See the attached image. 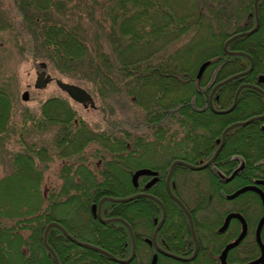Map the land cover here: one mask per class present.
Instances as JSON below:
<instances>
[{
	"label": "trees",
	"instance_id": "obj_1",
	"mask_svg": "<svg viewBox=\"0 0 264 264\" xmlns=\"http://www.w3.org/2000/svg\"><path fill=\"white\" fill-rule=\"evenodd\" d=\"M12 3L11 11L0 17V29L7 28L15 33L16 46L23 55L38 64L40 71L45 69L51 75L49 68L59 76L89 82L104 110L140 106L143 116L135 123L125 118H109L105 120L108 122L104 127L95 130L79 116L69 96L48 98L41 104L39 117L24 108V123L30 121L39 130L55 127L56 153L71 164L62 168L64 188L48 196L49 206L42 208L41 214L38 213L39 206L33 209L16 201L8 204V198L17 197L7 190V176L4 177L0 181V233L14 231L20 225L32 234L43 233L46 222L51 218L45 213L56 203L75 200L85 202L89 207L91 202H97L105 195L116 198L131 196L137 191L132 176L142 166L133 164L130 158L141 153L145 141L184 143L185 150L195 153L199 130L210 132L208 135L212 137L220 136L228 123L264 113V95L251 87L241 89L236 108L227 114L209 111V103L203 100H208V94L197 93V68L206 59H213L206 74L216 78V82L247 70L250 58L254 61L253 71L230 79L219 88L220 96L214 100V105L230 107L242 83H256L264 89V83L260 81L261 75L264 76V25H260V30L254 34L233 42L235 49L245 52V55H228L223 48L227 36H224L222 26L243 30L245 26L239 27V22L242 18L251 21L249 11L253 0H12ZM259 5L263 24L264 0H260ZM214 25L219 26L216 33ZM214 33L216 37L220 36V43L215 44L213 50L211 43L204 45L205 53L200 54L199 41L211 42ZM208 48L210 50L206 51ZM41 63L46 66L42 67ZM11 81L8 77L0 83V146L18 132L13 123L15 94ZM146 85L149 88L153 85L154 93L144 102L142 97ZM198 104L205 107L202 116L207 115L206 120H213L216 124L212 132L204 124H198V112L195 110ZM263 121L254 120L248 125L237 126L227 134L225 150L228 156L237 151L244 154L249 178L256 174L264 179V169H260L264 168L261 163L264 159ZM92 146L97 147L94 153L104 160L99 172L89 165L88 151ZM50 152L46 146L36 149L27 144L23 150L14 153L13 158L17 162L31 161L32 169L25 173L27 179L33 176L43 179L38 163L47 161ZM255 164L259 166L255 167ZM162 173L161 181L152 187L151 192L165 203L168 218H182L183 213L172 202L164 186L167 169ZM147 176L139 177V187L144 186ZM31 191L34 193L29 195L32 198L38 194L35 188ZM248 195L250 214L242 203L235 205L234 210L257 220L258 213L252 214L255 208L251 194L244 197ZM29 196H25L27 202ZM64 196L67 198L63 199ZM145 201L149 204L140 205V208L148 209L152 219L159 218L161 206L151 198ZM130 203L133 201L115 203L106 200L104 205L112 208L113 214L130 222ZM5 217L17 221L7 226L1 220ZM117 223L121 225L122 247L129 254L131 240L128 229L121 222ZM249 250L244 260L258 254L254 239L249 243ZM138 262L133 260L128 264ZM157 264H219V261L205 255H198L191 262L160 256Z\"/></svg>",
	"mask_w": 264,
	"mask_h": 264
},
{
	"label": "flooded vegetation",
	"instance_id": "obj_2",
	"mask_svg": "<svg viewBox=\"0 0 264 264\" xmlns=\"http://www.w3.org/2000/svg\"><path fill=\"white\" fill-rule=\"evenodd\" d=\"M255 1L253 0L252 3V13L254 15V19L251 20L249 25V29L243 30H251L256 26L257 23V16H256V9H255ZM258 19H259V27H260V0H258ZM251 15V13L249 14ZM249 24V23H248ZM246 23L245 26H248ZM258 27V28H259ZM238 38V37H237ZM236 38V39H237ZM226 44V41L224 45ZM230 46V43L228 44ZM224 47V46H223ZM225 50V49H224ZM226 51V50H225ZM210 65V64H209ZM208 65V66H209ZM199 88L197 93L199 95L208 94V103L209 109L213 113L217 114H227V113H218L217 111L213 110L211 107L210 100L213 102L217 100L220 96L219 88L224 85L221 84L215 89V86L222 82L223 80L217 81L216 78H212L205 74V71L202 73L200 77ZM244 84V83H242ZM240 84V85H242ZM263 89V88H262ZM262 94H264V90H259ZM235 96V95H234ZM215 98V99H214ZM205 101V99L203 98ZM201 103V99L199 100ZM214 108H216L214 106ZM205 107L201 104H198L195 107V110L198 112L199 121L198 124H204L205 128H209V131L216 124L214 121H207V115H203L202 113ZM212 109V110H211ZM218 110H224L226 108H222L218 106L216 108ZM264 114V113H263ZM228 123L225 128L230 125ZM202 126V127H203ZM201 128V127H200ZM222 130L220 136L212 137L210 132L205 130L207 135H204V130H199L198 133V146L197 151L195 152L193 161L189 160L185 155H178L174 156L167 161V167H148L154 170V174L151 176H147L145 180L144 186L139 187L138 184L135 185L137 191L134 194H153L151 189L154 185L159 183L163 177L162 171L166 168L167 174H165V189L168 193V196L176 205H178V209L183 213L184 217L177 218V217H169L168 218V211L165 203L162 199L156 196L161 203L155 200L161 206V216L159 218L152 219L150 212L148 209L140 208V205L149 204L145 201L148 196L139 195L132 201L135 205L131 207L130 210V222H128L125 218L123 221L120 220H113L110 222L102 221L99 216L98 212L100 211L102 217L104 219L108 218H118L120 216L113 214V209L108 208L104 205L106 200L115 202L112 199H105L100 206L99 209V202L100 200L109 195L102 196L99 201L91 202L90 206L88 207L85 202H78L76 207H73V212L80 220H82L83 224H90L92 229L95 231L96 240H90L85 235V230L79 224H77L72 219H64L59 217L57 212L52 211L58 205V203L51 205L49 210L46 211V216H52L49 221L46 222L45 228L51 222H56L58 225H53L47 235L45 242V228L43 233L41 234H32L31 232H22L19 233L16 231H9L0 233V264H128L122 263L116 260L114 257L118 259H127L130 257L133 248V242L135 243V261L140 258V253L144 249V246H149L151 249V256L150 260L146 263L149 264L155 254H157V261L160 256H165L167 258H172L181 262H191L192 260H181L166 253L160 251L158 247L161 249L179 255L181 257H190L195 252V257L198 255H205L206 257H214L216 260L218 259L219 264L220 259L219 256L226 247L228 243L235 240L238 235L240 234L243 224L241 220L237 218H233L230 220L227 228L225 230H221L225 222L226 216L233 211H238L231 209L230 211L227 210L223 213L222 217L219 218L216 212V208L213 207L214 200L218 198V200L230 201V202H238L240 198L246 195L251 194L254 204L259 205L260 209L258 211V219L252 222V220L246 214L242 213L246 222H247V235L243 241L236 247L229 250L227 255V261L230 264H243L249 260L242 259L240 261H236V263H232V258L230 257L235 253L237 249L246 245V250H249V244L247 245V239L249 236L253 237L256 242L258 248V254L254 258H257L261 253L260 247L256 241V228L261 216L264 213V204L262 201L261 196L256 191H247L238 195L233 199H229L227 196L238 190L239 188L245 185L257 184L263 191H264V184L259 183V181L264 180L259 175H252V178L246 174L247 170V163L244 158V154L239 153L238 151L230 154L228 156L225 147H226V139L227 134L229 131L226 132L224 141H223V131ZM203 129V128H202ZM261 129L264 131V123L261 124ZM237 141H240L237 139ZM220 147L218 154L216 155L214 161L210 163L208 166L198 169H192L186 167L182 164H177L174 167L171 179H170V187L172 192L179 198V200L183 203L184 207H182L169 193L167 188V176L170 171V167L175 160L181 159L186 162L193 164L194 166H202L207 163L215 154L216 150ZM264 149V146H263ZM260 163V162H259ZM264 164V159L261 161ZM259 166V164H255V167ZM185 168L189 170H196L202 172L203 174L195 181L194 188V203L190 204L183 200L178 191V184H177V168ZM161 169V170H160ZM260 169H264L261 167ZM243 183V184H242ZM64 186H61L63 189ZM60 189V190H61ZM73 189V188H72ZM204 194V195H202ZM133 195V194H132ZM250 195L245 197L244 201L242 202L243 206L250 213ZM110 197V196H109ZM112 197V196H111ZM215 198V199H214ZM258 198V199H257ZM153 199V198H151ZM143 200V201H141ZM154 200V199H153ZM258 200V201H257ZM258 203V204H257ZM239 204V202L237 203ZM94 205V206H93ZM94 207V208H93ZM47 208V207H46ZM165 211V218L162 223L160 221L163 218ZM179 212V211H178ZM39 214L42 213L40 209ZM84 215L81 216V215ZM88 215V218L86 217ZM85 219V221H84ZM117 222H121L124 226L128 229V233L131 240V251L128 254L125 249H123L121 244L120 232H121V225ZM158 227V228H157ZM157 229L156 233V244L153 240L155 230ZM263 231L264 226L261 231L262 239L263 238ZM253 235V236H252ZM84 243H89L97 248H93L86 244H81L76 240ZM143 241L144 244L140 245V241ZM105 242V243H104ZM127 245V243L125 244ZM197 247V250H196ZM245 247V246H244ZM127 248V247H126ZM101 249V250H100ZM105 252L109 253H105ZM245 250V251H246ZM91 251V253H89ZM91 258L89 259V256ZM238 255V254H237ZM113 256V257H112ZM234 256V255H233ZM251 260V259H250Z\"/></svg>",
	"mask_w": 264,
	"mask_h": 264
},
{
	"label": "rangeland",
	"instance_id": "obj_3",
	"mask_svg": "<svg viewBox=\"0 0 264 264\" xmlns=\"http://www.w3.org/2000/svg\"><path fill=\"white\" fill-rule=\"evenodd\" d=\"M12 6H13L12 0H0V17L2 18V15L4 12L11 11ZM251 12H252V9L251 11H249V13ZM12 13L14 14L15 12L12 11ZM262 14L264 15V13ZM250 17H252L251 20L254 19L253 13H251ZM263 19H264V16H263ZM246 22L247 24L249 23L248 26H245ZM250 23L251 21L249 19L242 18L240 19L239 27L245 26L243 30L249 29ZM260 25L262 26L264 25V23L262 24L261 18H260ZM215 28H216L215 30V33H216L217 31H219L217 29L219 28V26L218 27L215 26ZM222 28H223L222 31L224 33V36H227L225 37L226 42L231 37H233L235 34L243 32V30L237 31L236 27L234 26L232 27L222 26ZM260 28L261 27H259L257 31L260 30ZM205 31L206 29H204V32ZM215 33H214V36L211 38L212 40L211 42L206 41L207 43H203V40L199 41V43L201 44V46L199 47L200 54L205 53L204 45L211 43L213 45V48H212L213 50L215 47V44L220 43V36L216 37ZM252 34H249V35H252ZM241 37H244V36H240L238 38H241ZM235 39H232L229 41V43H231L232 46L231 45L228 46L229 44L228 43L227 49L229 51L243 52V51L235 49L236 47H234V44H233ZM182 42L183 40L180 41V43ZM223 43L225 42L223 41ZM223 48L225 49V45ZM209 50L210 49L208 48L206 51H209ZM225 52L228 55H243L241 53L230 54L227 51ZM207 60H213V59H206L204 61H207ZM212 64L213 63L211 61L210 65L205 69V74L207 73V69ZM250 66H251V61H250L249 68ZM253 69H254V61H253ZM48 72L51 74L50 77L51 76L52 77L50 78V81L47 83V85H45L44 87H36L35 85L37 83L38 75L40 73L38 64H36V62H34L31 58L23 55L20 52L18 46H16L15 33L12 30L7 29V28L0 29V83L3 80H6L8 77L10 80H12L11 81V85L13 88L12 91L15 94L13 123L15 124L16 129H18V132L13 133L10 136V138L7 140L6 144H3L2 146H0V181L4 179V177L7 176L6 177L7 181H6L5 186L6 187L8 186L7 190H9L10 193H13L14 196L17 197L16 199L8 198V204L10 202L16 201L18 202V204H21L23 206L27 204L33 209H37V207L39 206V210L42 208L46 209L47 205L49 206L48 196H50L51 193L60 192L61 186L63 185V182H64V178L61 175V173H63L62 168L64 165H70L71 163L69 162L67 163L65 159L63 160L62 158L58 157L56 153L57 151L55 150V147H54L55 127H52L50 129H45V130L44 129L39 130V128L36 126L34 127L30 121L24 123V117L22 114V111L24 110V108L27 107L29 110L33 111L37 117H39L41 104L44 101H46L48 98H50L53 95L69 96L67 92L58 85L56 80L60 79L64 83L75 84V85L81 86L91 94L92 99H93L92 104L89 102L87 105H84L82 104V102L73 100L71 98L69 100L71 104L78 110L79 116L82 119H84V121L86 122L88 126L92 127L95 130H99L100 126L104 127V125H106V123L108 122V121L106 122L105 120H109V118H112L115 120H120V119L125 118L126 120L130 119L131 123H135V121L138 118L143 116V108L140 106L138 107L133 106L131 108H126V109L116 108L114 110L112 109L104 110L101 100L96 95V93L93 92L92 86L89 82L78 81L68 76H59L57 75L56 72L52 71V69H49V68H48ZM262 76L263 75H261V77ZM197 81L199 84L200 80L198 78H197ZM252 85L258 86L256 83ZM147 86L148 85H146V88L143 91L142 101L144 102L147 101L148 98L154 93V86L151 85V88ZM259 89L264 90L261 87H259ZM25 91L29 92V98L27 100H24L22 98V95ZM133 100H135V98H133ZM205 102L208 104L207 100H205ZM214 106L218 108V106L216 105ZM247 119H243V120H247ZM262 123H264V121ZM32 126L34 128H32ZM21 134H23L24 136H21ZM149 140H153V138H149ZM145 142L142 144L143 149L141 153L137 156H133V158H130L133 164L142 166L143 169L148 168V167H153V166L159 167V168L167 167L166 166L167 161L177 155H185L191 161H193L194 159L195 153L189 152L190 150H185L184 143L173 144L172 142L171 143L166 142L165 144H158V141L155 139L154 141H145ZM27 144H30V145L32 144V146L36 149H39L42 146H46L47 148H50L51 150V152L48 155L49 159L42 163L41 162L38 163V168L40 169L39 171H42L43 179L38 178L36 176L35 177L33 176V178L31 179L29 178L27 179V177L25 176L26 175L25 173L32 169L31 161L25 159L24 161L21 160V162H17L16 159L13 158L14 157L13 154L23 150ZM96 148H97L96 146L95 147L92 146L91 149L88 151L90 153L89 165L94 171L99 172L101 167L104 165V160L102 159V157L94 153V150ZM86 155L88 159L89 154L87 153ZM80 171L82 173V170ZM176 173H177V184H178L177 192L179 193L180 197L186 202L190 204L194 203L193 195L195 193V188H194L193 183H195V181L203 173L196 171V170H189V169H185L181 167L177 168ZM18 181H20V184H18ZM12 183H15V184H12ZM32 185H34V187H32ZM34 188L35 190H37L38 194L33 196L32 198L29 195L34 194L31 191ZM72 191L73 190L71 189V192ZM25 196L30 197L28 198L29 199L28 202L25 200ZM42 196L45 198V200ZM62 198L64 199L67 197L64 196ZM244 199L245 197L240 199L238 202L241 204L244 201ZM77 203H78L77 201L72 200L64 204H58L57 207L53 209L52 211L57 212L59 217H62L66 220L68 219L74 220L77 224L83 227V229L85 230V235L88 239L96 240L97 237L95 235V231L92 229L90 224H83L82 223L83 221L80 220V218H78V216H76L74 213H72L73 207H76ZM237 203L235 201L230 202V201H224L221 199L218 200V198H216V200H214L213 207L216 208L215 210L217 212V215L219 218H221L224 212H226L227 210L230 211L231 209H234V206L237 205ZM133 205H135L134 202L130 203V206H133ZM253 208L255 209H254V213L252 214L258 213L260 209L259 205H255ZM12 211L16 213L17 209L15 210L12 209ZM81 216L84 217L83 214ZM251 216L254 217L253 215ZM86 217L88 218V215ZM1 220L3 224L7 226H11L13 223H16L17 221L16 219H12V218L7 219V217ZM251 220L253 222L255 219L252 218ZM20 226H18V229L14 231L15 232L17 231L18 233L19 231L28 232V229L24 227L22 228ZM8 233H11V232H8ZM252 239L253 237L251 236L248 237L247 245L252 241ZM139 243L140 245L144 244L142 240ZM244 246L237 249L236 255L234 253L233 254L234 256L233 255L230 256L233 259L232 263H236L237 260L240 261L242 258H243L242 261H244L245 255L249 254L250 251L248 252V250L245 249L246 245ZM89 253H91V251ZM150 256H151L150 247L144 246V249L140 253L138 264H142V263L146 264L150 260ZM135 258L129 261V263L132 262ZM195 258L196 257H194L191 260L194 261Z\"/></svg>",
	"mask_w": 264,
	"mask_h": 264
},
{
	"label": "water",
	"instance_id": "obj_4",
	"mask_svg": "<svg viewBox=\"0 0 264 264\" xmlns=\"http://www.w3.org/2000/svg\"><path fill=\"white\" fill-rule=\"evenodd\" d=\"M258 0L255 1V9H256V16H257V24L256 26L249 30V31H244V32H241V33H238V34H235L233 37H231L229 40H227L226 44H225V50L230 53V54H236V53H241V54H244L243 52H235V51H229L227 49V44L229 43L230 40L232 39H235L239 36H244V35H249V34H252L254 33L255 31H257L258 27H259V21H258V11H257V7H258ZM250 61H251V66L248 70L246 71H243V72H240L238 74H235L233 76H231L230 78L222 81V82H219L216 86H215V89L220 86L221 84H224L225 82L229 81L230 79H233L237 76H240V75H244V74H247L249 72L252 71L253 69V60L250 58ZM210 60H207L205 62H203L199 68V71H198V77H200L202 75V73L204 72V70L206 69V67L210 64ZM41 66L42 67H45L46 64L45 63H41ZM50 75L47 73V71L45 69L41 70L39 75H38V80H37V83H36V87H44L45 85H47V83L50 81ZM58 85L67 92V94L74 100L76 101H79V102H82L84 105H87L89 102L92 104L93 103V99H92V96L91 94L86 90L84 89L83 87L81 86H78V85H75V84H69V83H64L62 82L60 79H57L56 80ZM260 81L261 82H264V76H262L260 78ZM243 86H249L251 88H254V89H257V90H260L258 86L256 85H252V84H243L239 87V89L237 90L236 94H235V97H234V102L233 104L225 109V110H217L214 108L213 106V102L212 100H210V103H211V107L213 110L217 111L218 113H229L230 111H232L236 105H237V102H238V95H239V92L240 90L242 89ZM22 98L24 100H27L29 98V92L28 91H25L22 95ZM258 119H264V114H261V115H256V116H253V117H250L248 118L247 120H239V121H236L232 124H230L229 126H227L225 128V130L223 131V141H224V138H225V135H226V132L237 126V125H247L249 124L250 122L254 121V120H258ZM220 150V147L216 150L214 156L207 162L205 163L204 165L202 166H194L193 164L189 163V162H186L184 160H181V159H178V160H175L171 167H170V171L168 173V176H167V188H168V191L169 193L173 196V198L182 206L184 207L183 203L179 200V198L172 192L171 190V187H170V179H171V176H172V173H173V170H174V167L175 165L177 164H182L186 167H189V168H192V169H198V168H203L205 166H208L210 163H212L216 157V155L218 154ZM154 172L152 170H149V169H138L134 172L133 176H132V180H133V183L134 185H137L138 184V178L142 175H153ZM259 183H262L264 184V180H261L259 181ZM256 191L257 193H259V195L261 196L262 198V201H263V204H264V191L257 185V184H251V185H245L241 188H239L238 190H236L235 192H233L232 194L228 195L227 197L229 199H233L235 197H237L238 195L242 194V193H245L247 191ZM139 195H144V196H148L150 198H153L154 200H157L158 202L161 203V200H159L156 196L152 195V194H147V193H143V194H133L131 196H128V197H125V198H114V197H109V196H105L103 197L100 202H99V209H100V206L101 204L103 203V201L105 199H112L114 201H119V202H125V201H131L133 199H135L137 196ZM94 206V205H93ZM94 208V207H93ZM98 216L99 218L104 221V222H110V221H113V220H120V221H123L124 222V219L121 218V217H118V218H108V219H104L100 213V211L98 212ZM165 218V211H164V215H163V218L162 220L160 221V223L163 222ZM233 218H237L239 220H241L242 224H243V228L240 232V234L238 235V237L231 241L230 243H228L226 245V247L224 248V250L222 251V253L220 254L219 256V259H220V263L221 264H230L228 263L227 261V255H228V252L230 249L236 247L237 245H239L241 243V241H243V239L246 237L247 235V222L244 218V216L242 215V213L238 212V211H233V212H230L226 218H225V222L223 224V226L221 227V230H225L230 222L231 219ZM53 225H58L60 226L58 223L56 222H51L47 225V227L45 228V231H44V234H45V242H47L46 240V235L49 231V229L53 226ZM264 226V213L263 215L261 216L259 222H258V225H257V228H256V233H255V236H256V241H257V244L259 245L260 247V250H261V253L260 255L253 259V260H250V261H247L243 264H264V241L262 239V235H261V231H262V228ZM158 228V227H157ZM156 233H157V229L155 230V233H154V237H153V240L156 244ZM76 240V239H74ZM77 242L81 243V244H86V245H89L93 248H97L99 249L97 246H94L92 244H89V243H84V242H80L78 240H76ZM158 249L164 253H166L167 255H170L172 257H175V258H178V259H181V260H191L195 257V253L190 256V257H181L179 255H176L174 253H171V252H168V251H165L163 249H161L160 247H158ZM101 250V249H100ZM196 250H197V247H196ZM104 251V250H102ZM105 252V251H104ZM107 253V252H105ZM109 254V253H107ZM135 254H136V249H135V243L133 242V248H132V253L130 255L129 258L127 259H118L116 257H114L116 260H118L119 262H122V263H128L129 261H131L134 257H135ZM157 254H155L151 260V262L149 264H156V261H157ZM113 257V256H112Z\"/></svg>",
	"mask_w": 264,
	"mask_h": 264
},
{
	"label": "bare ground",
	"instance_id": "obj_5",
	"mask_svg": "<svg viewBox=\"0 0 264 264\" xmlns=\"http://www.w3.org/2000/svg\"><path fill=\"white\" fill-rule=\"evenodd\" d=\"M234 41H235V40H234ZM234 75H235V74H234ZM232 76H233V75H232ZM230 77H231V76H230ZM245 84H246V83H245ZM240 86H241V85H240ZM240 86H239V87H240ZM239 87H238V89H239ZM243 87H244V86H243ZM243 87H242V88H243ZM238 89H237V90H238ZM236 92H237V91H236ZM240 92H241V90H240ZM240 92H239V94H240ZM235 94H236V93H235ZM238 97H239V95H238Z\"/></svg>",
	"mask_w": 264,
	"mask_h": 264
}]
</instances>
